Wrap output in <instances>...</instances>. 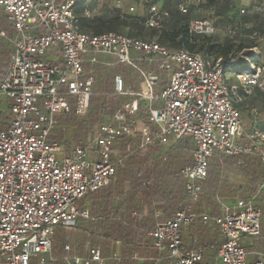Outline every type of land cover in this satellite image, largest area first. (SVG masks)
Returning a JSON list of instances; mask_svg holds the SVG:
<instances>
[{
	"label": "built area",
	"instance_id": "1",
	"mask_svg": "<svg viewBox=\"0 0 264 264\" xmlns=\"http://www.w3.org/2000/svg\"><path fill=\"white\" fill-rule=\"evenodd\" d=\"M200 3L176 0V7L187 13ZM75 7L76 0H0L13 31L9 38L0 30V37L11 42L0 77V264L56 261L55 228L73 227L79 217L94 219L79 206L87 194L109 186L126 157L179 141H185L183 149L190 153V161L178 170L185 198L170 218L146 232L158 253L151 264H210L204 261L197 238L192 246L183 247V231L198 222L213 223L222 236L216 250L221 264H264V250L248 261L249 252L242 244L244 238L261 233V211L255 200L264 180L256 182L252 195L237 196L232 205L221 203L220 214L195 209L214 156L257 154L264 162V130L257 127L260 112L250 109L251 130L245 131L239 106L254 90L264 95V64L250 63L246 71L229 72L235 78L231 83L224 65L237 63V58L224 63L184 48L168 49L152 39L94 34L83 30ZM149 11L154 26L167 15L154 5ZM213 32L207 19L188 22L190 35ZM250 34L263 38L264 28ZM114 64L136 73L139 86L134 88L123 74H115L112 92L126 98L108 121L69 150L60 140L49 139L61 114L87 112L94 72L86 67ZM163 72L167 77L162 78ZM149 183L145 180L143 185ZM59 260L105 262L98 247L79 255L67 242Z\"/></svg>",
	"mask_w": 264,
	"mask_h": 264
},
{
	"label": "rangeland",
	"instance_id": "2",
	"mask_svg": "<svg viewBox=\"0 0 264 264\" xmlns=\"http://www.w3.org/2000/svg\"><path fill=\"white\" fill-rule=\"evenodd\" d=\"M175 1L176 0H76L75 11L77 15L83 19V30H87L88 32H116L155 41L162 29L161 26L165 27L169 32H174L185 28L192 18L207 19L214 27V32L206 35L209 37V40L221 46L230 44L231 51L235 54L233 57L238 59L241 58L239 64H233L229 69L226 68L225 75L229 82H235L234 75H231L229 72L246 71L250 68V63H253L251 61L252 58L246 56L247 48L235 52L239 45H254L249 51H251L255 59H258L264 64V37L255 39L251 37L250 34L252 30L262 31L264 28V0H201L200 5H192L186 14H182L173 8L172 5H174ZM151 5H154L160 12L167 11L168 13L166 16L161 17L158 26L152 25L151 13L149 11ZM241 9L245 12L241 13ZM85 11L89 13V16L85 15ZM203 35H192L195 36V39L190 41L191 44L198 45ZM4 50L5 49H2V51ZM196 50L194 53L201 55L206 54L205 50H199L198 48ZM208 57L216 59L213 54L208 55ZM110 60L111 59H109V61ZM86 70H92L94 72L92 93L94 90L96 93L100 94V97L104 96L105 99H110V97L102 94L106 93L103 89V85H105L106 80H108L112 87L113 76L115 74H123L129 84L133 87H137L138 78L136 73L125 66L119 64L108 66L93 65L92 67L87 66ZM162 75L167 77L165 72H163ZM262 78L264 80V72ZM122 100L123 99L118 98L114 109ZM1 104L2 101L0 100V105ZM239 106L245 131L251 130V123L253 120L250 116V109L253 107H256L260 112L257 127L258 129H264V95H262L261 92L258 90L252 91L251 94L245 96L243 102L239 104ZM90 107L91 105H89L88 110ZM87 112L83 116L70 114L62 117L71 120V122L59 124L57 127V130L60 131L58 138L64 145L65 150H69L75 145L85 143L90 132L97 125L109 120L100 115L97 121L91 122L90 118L87 117ZM167 146L168 145H165L159 151L167 153L165 154V162L171 165V169L176 172L178 168L182 166L181 161H183V159H189L190 153L182 149L183 144L180 143ZM241 159L242 158L238 157V161ZM216 160L219 165L214 172L219 181V188L218 190L215 188L204 189L203 186L204 191L202 192L201 200L197 203L198 210L215 211V202L224 194H232L235 197L236 195H252L256 192L257 186L254 185L255 181L245 174L241 166L238 167L231 162L225 163L224 160L219 162L217 158ZM139 162V160H135L132 164L138 165ZM259 173L256 180L262 181L264 175H262L261 172ZM90 203L91 201L89 200L84 201L85 206ZM256 204L260 207L261 211L260 231L264 232V192L261 191L258 193ZM196 226H198V224ZM214 232H216V230ZM129 241L130 238L120 237L116 232L111 230L99 231L96 223L91 225L87 220H80L76 222L72 228H60V226L55 228L52 252L54 256L58 257L66 242L71 247L76 248L78 253H81L85 246H95L100 249L105 258H109L108 261L111 263L115 262L110 257H114L116 247H121L120 250H118L119 256L129 255V250L126 245ZM145 242L147 241L145 240ZM73 253H76V251ZM117 263L120 264V262ZM163 264H167V262Z\"/></svg>",
	"mask_w": 264,
	"mask_h": 264
},
{
	"label": "trees",
	"instance_id": "3",
	"mask_svg": "<svg viewBox=\"0 0 264 264\" xmlns=\"http://www.w3.org/2000/svg\"><path fill=\"white\" fill-rule=\"evenodd\" d=\"M172 6L175 10L180 12L176 7V1H175L174 5H172ZM182 14H186V13H182ZM82 21H83L82 17H79V23H80L81 27L84 28L82 26ZM8 26H9V24L5 21V17L3 15V12L0 9V27L6 29ZM161 27H162V29L159 32V35L157 36L156 42L162 46H165L168 49L184 48L190 52H194L198 48L199 50H205L206 56L213 54L216 58H220L221 60H223L224 63H225V60L231 59L233 56H235L233 51H231V45L230 44H226L224 46L217 45L215 43H212L209 40V37H207L206 35H203V37H201L200 43L198 45L191 44L190 41L194 40L195 36H192L188 33V23H187L185 28H182L179 31H174V32H169L165 29V27H163V26H161ZM98 33H103V32L97 31L94 34H98ZM127 36H129V35H127ZM131 37H133V36H131ZM137 38H139V37H137ZM140 39H142V38H140ZM144 40H150V39H144ZM253 46L254 45H252V44L250 46H240L239 45L235 52H239L241 49L247 48L248 50L246 52V56L249 58H252L251 61L254 64H260L261 65V62L258 59H255L254 55L251 53V51H249V49H251ZM4 56L5 55L0 53V77L3 73V71L7 67V62H4ZM240 62H241V58L238 59V62L235 64H239ZM231 66L232 65L225 64L224 70L226 71V68L229 69ZM164 77L165 76H162V78H164ZM103 89L106 91V93H102V94L108 95L110 97V99H105L104 96L100 97L99 96L100 94L96 93V91L93 90V93H92L91 98H90L91 107L87 112V117L90 118L91 122L97 121L98 117L100 115H102L106 119L107 118L110 119L114 110H115L114 107L117 104L118 98L123 99L122 102L126 98V97H122V96H118L116 94H113L112 87L110 86V83L108 80H106L105 85H103ZM70 114H75V113L73 110H71L69 113L61 114L58 117L57 126L53 130L52 135L50 136L49 139L59 140L58 136H59L60 131L57 130V127L59 124L67 123L69 121L71 122V120H69L68 118H66V119L62 118L63 116L70 115ZM260 130H264V129H260ZM57 131H58V135H57ZM165 154H167V153L159 151L157 154L151 155L150 151H147V152H145V154L139 153V154L128 156L124 159V161L121 165H123L125 163V165L127 167H125V169H121V167H119L118 171L120 170V172H121L120 176L123 179L128 180L130 189H129V193L124 198L119 197V199H117L116 201L111 202V206H113L112 208L115 209V213L116 212L118 213L120 211L119 210L120 208L128 209V207L130 205H133L134 197H136V196H139L142 199L143 204L142 205L141 204L136 205L137 209L140 211H141L140 207L142 208L145 203L150 206L153 202H156V200H159V202H162V203H163V201L166 202V204L164 203V204H162V206L156 205V207L161 208L162 210H164V209L166 210L168 207L173 206L176 210L178 201L180 202L184 199V196L181 194L182 193V185L180 183L181 179L178 176V171H176L173 174L174 175L173 178H175V179L177 178L176 179L177 184L175 186V189H173L174 192L167 193L168 195L165 196L164 192L166 190L164 191L165 188H163L164 187L163 184L165 181H163L164 178L161 176L164 174V171H170V169H171V165H168L165 162L166 161L165 160L166 159ZM216 158L219 160V162H222L221 160H224L225 163L231 162V163H234L238 167L241 166L243 168L245 174L247 176H249L253 181H255L254 185H256V182H259V180H256L260 174L259 172H261V174L264 175V162H262L260 160V158L257 154L242 156L241 158L243 161L241 164L238 161V157H233V156L225 157L222 155H220V156L216 155L211 159L212 162L210 161L207 178L203 184L204 189L205 188H209V189L215 188L218 190V188H219V186H218L219 181L217 180V178L215 176V172H214V171H216V169L219 165ZM135 160H139L140 161L139 163L143 162V164L140 166L134 167L133 166L134 164H132V163ZM187 162H189L188 159H183V161H181V164L183 165L184 163H187ZM145 180H148L150 183L148 185H143V182ZM263 180L264 179H262V181ZM109 186L102 188L96 192L87 194L82 201L86 200L89 197H93V198L99 197V198L103 199L105 209H106L108 202L112 201L111 200L112 199L111 198V189H110L111 187H109ZM261 191L264 192V187L262 188ZM169 194H170V196H169ZM175 198H177L178 201H174ZM255 203H256V200H255ZM129 213H130V210H129ZM110 219H112V218L109 217L107 214L105 216V219L104 218L101 219L102 220L101 223H96V225L100 231H102V230L110 231V230L114 229L116 234H118L120 237L130 238V240H134L136 237H139L140 241L143 238H148L149 240H147V241L151 243L150 238L147 237V235H146V231L142 232L141 234L134 235L132 227L129 226V229H127V227L125 225H123L121 223V221L113 222V220H110ZM124 226L126 227V229H123ZM150 245L152 247V244H150ZM56 264H59V263H56Z\"/></svg>",
	"mask_w": 264,
	"mask_h": 264
},
{
	"label": "crops",
	"instance_id": "4",
	"mask_svg": "<svg viewBox=\"0 0 264 264\" xmlns=\"http://www.w3.org/2000/svg\"><path fill=\"white\" fill-rule=\"evenodd\" d=\"M4 17H5V15H4ZM5 21L7 22L6 18H5ZM0 30H3L9 38H13V31H12L10 25L6 29L0 27ZM9 38L0 37V50H1L0 53L5 55L4 56V62L8 61L9 54L11 52V42H10ZM2 49H5L6 51L5 50L2 51ZM100 58L102 60H109L110 59L109 57H106V56H101ZM138 86L139 85H138V81H137V87ZM137 87L134 86V88H137ZM177 143L183 144V147L185 145H187L185 143V141L169 143L166 145L172 146V145L177 144ZM117 146L119 148H121L120 144ZM183 147H182V149H183ZM147 151H150L151 155L157 154L159 152V150L154 148V147L148 149ZM143 153L145 154V152H143ZM188 160L190 161V155H189ZM142 164H143V162L139 163L138 165H133V166L137 167V166H140ZM119 167H121V169H125V167H127V166L124 163L123 165L120 164L117 167L115 177L113 178V180L109 186V187H111L110 189H111V198H112L111 200L112 201L108 202L106 209H105V205H104L102 198H99V197L87 198L86 200L91 201V203L88 204L87 206L84 205V201H86V200L82 201L84 199L83 198L81 200L82 202L81 201L79 202V206L80 207L83 206L82 208H87L90 217H92L94 219L92 220L89 218L79 217L76 220V222H78L80 220H82V221L87 220L89 224L91 223L93 225V223H101L102 222L101 219H103V218L105 219V216L108 214V216L112 218L110 220H113V222L121 221V223L123 225H125L127 227V229H129V226L132 227L134 235H137V234H141L144 231L147 232L148 230L152 229L156 223L162 222V221H164V220H166L172 216V214L175 211V208L173 206L168 207L166 210L165 209L162 210L161 208L156 207V205L162 206V204H164V203L166 204L165 201H163V203H162V202H159V200H156V202H153L150 206L145 203L142 208L140 207L141 211L138 210L136 205H138V204L142 205L143 204L142 199L139 196L134 197V203L135 204L133 203V205H130L128 207V209L120 208L119 209L120 211L118 213L117 212L115 213V209L112 208L113 206H111V202L116 201L117 199H119V197L124 198L129 193V189H130L128 180L123 179L120 176L121 172H120V170L118 171ZM179 168H178V170H179ZM174 173L175 172L172 169H170V171H164V174L161 176L164 178L163 181H165L163 184L164 185L163 188H165L164 191L166 190L164 192L165 196L168 195L167 193L174 192L173 189H175V186L177 184V180H176L177 178L176 179L173 178ZM180 183L182 185V193L181 194L185 198L184 183L182 180ZM203 191H204V189H203ZM169 196H170V194H169ZM237 196L238 195H236L234 197L232 194L231 195L230 194H224L223 196H221V198L217 199V201L215 202L216 203V205H215L216 210L215 211L211 210L212 212L210 210H208V211L198 210L197 204L195 205V209L197 211H200V212H210V213H214V214H220L221 203L226 204V205H232ZM200 200H201V198H200ZM174 201H178L177 198H175ZM129 210H130V213H129ZM197 224H198V226H196ZM125 226L123 227V229H126ZM60 228H64V227L60 226ZM70 228H72V227H70ZM215 230H216V232H214ZM111 231H114V229H112ZM193 238H197L198 242L203 246V259L205 262H208L210 264H221L216 258V250L222 241V236L220 235L217 227L213 223H209V224L203 226V225H201V223L198 222V223L193 224L191 227H189L185 231H183V233H182L183 247L188 248V247L192 246V239ZM143 239H145L146 241L149 240L148 238H143ZM143 239H141V241H140V238L136 237L134 240H130L129 242H127L126 245L128 247V250H129L128 256H126V255L119 256L118 250H120L121 247L120 246L116 247L114 257H110L115 262L110 263L108 261L109 258H105L101 253L102 257L105 258L104 264H118L117 262H120V264H151L152 263L151 258L158 255V253L155 251V249L153 247H151L150 242H148V241L145 242V240H143ZM242 244L245 247V249L249 252V255L247 257L248 261L254 260L255 259V252L264 250V232L261 231L260 235L257 237H246V238H244L242 240ZM118 245H120V244H118ZM88 247L89 246H85L81 253L80 252L78 253L77 249L74 247H71V249L72 248L74 249V250L72 249V252L76 251L77 254L84 255L86 253V250ZM61 255H62V251H61L60 255H58V257L55 256L57 258L56 261L50 262L48 264H56V263L62 264V262L59 260ZM164 262L162 261L160 264H163Z\"/></svg>",
	"mask_w": 264,
	"mask_h": 264
}]
</instances>
